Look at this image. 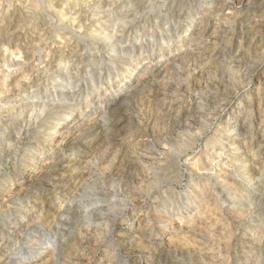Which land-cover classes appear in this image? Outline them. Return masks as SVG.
<instances>
[{
  "label": "clouds",
  "instance_id": "1",
  "mask_svg": "<svg viewBox=\"0 0 264 264\" xmlns=\"http://www.w3.org/2000/svg\"><path fill=\"white\" fill-rule=\"evenodd\" d=\"M188 6L184 0H149L146 7L156 20L163 17L167 28ZM193 6L191 22L200 29L196 43L209 55L201 52L187 68L177 65L187 74L173 81L176 88L163 103L134 113L113 111L98 90L71 78L57 84L60 95L47 102L31 99L35 88L12 97L0 94V151L19 150L34 160L54 151L57 165H69L58 168L44 189H23L31 196L6 229L0 226V264H162V253L176 252L178 245L170 240L176 209H167L163 183L182 163L183 153L170 147L175 137L185 127L203 131L209 122L216 124L215 113L234 105L240 125L243 118L250 129L258 120L264 132V0H193ZM181 23L176 20L177 28ZM221 24L228 27L219 35ZM218 66L230 69L226 80L214 74ZM44 103L47 109L41 111ZM102 109L103 115L93 117ZM9 197L19 202L18 193L0 187V207ZM231 251V264H264V219L250 224ZM203 252L193 250L188 264L196 256L195 264H204Z\"/></svg>",
  "mask_w": 264,
  "mask_h": 264
},
{
  "label": "rangeland",
  "instance_id": "2",
  "mask_svg": "<svg viewBox=\"0 0 264 264\" xmlns=\"http://www.w3.org/2000/svg\"><path fill=\"white\" fill-rule=\"evenodd\" d=\"M148 3L149 0H0V94L12 97L35 88L31 99L47 102L60 95L62 89L56 85L71 78L81 87L86 84L98 90L106 101L105 108L113 111L134 113L156 101L163 103L176 88L173 81L187 74L180 68H187L201 52L204 56L209 53L196 43L200 29L199 24L191 22L196 11L193 0H184L189 6L173 17L167 28L163 17L156 20L155 14L148 11ZM246 6L242 4V8ZM229 11L225 8L224 14ZM177 19L184 21L179 28ZM227 27L221 24L219 35ZM235 43L239 47L243 38ZM127 61L136 67L124 86L118 84V71L112 66ZM214 74L226 80L230 69L218 66ZM33 82L36 87L31 86ZM260 88L257 81V115ZM42 105L41 111H45L47 103ZM30 111L21 113L22 121L28 119ZM239 113L234 105L215 113L216 124L209 122L203 131L185 127L170 146L183 153L174 174L163 178L167 189L164 202L169 211L176 209L172 213L175 232L170 240L178 247L176 252L160 255L162 264H188L193 250L201 247L204 264H231L232 247L243 239L250 224L254 226L264 219V132L258 120L250 129L244 127L243 118L240 125ZM103 114L104 109L92 115ZM196 131L200 132L198 136L189 135ZM2 140L0 136V143ZM57 159L60 158L52 151L35 156L40 162L33 166L35 160L19 150L15 155L0 151V187L19 194V202L9 197L0 207V226L6 229L7 222L19 211V204L31 196L23 189L30 185L44 189L54 181L58 168L69 166L67 161L57 165ZM198 258L193 257L192 264Z\"/></svg>",
  "mask_w": 264,
  "mask_h": 264
},
{
  "label": "bare ground",
  "instance_id": "3",
  "mask_svg": "<svg viewBox=\"0 0 264 264\" xmlns=\"http://www.w3.org/2000/svg\"><path fill=\"white\" fill-rule=\"evenodd\" d=\"M184 12V11H183ZM116 24H118V23H116ZM115 24H113V26H114ZM115 27V26H114ZM197 27H199V26H197ZM113 28V27H112ZM133 32V31H132ZM119 33V32H118ZM184 33V32H183ZM111 37V36H110ZM185 38V37H184ZM187 38V37H186ZM192 38V37H191ZM109 41V40H108ZM95 60V59H94ZM113 63H114V61H113ZM122 66H123V68H122ZM113 67H116L117 68V71H118V84L119 83H121L120 85H122V84H124V86H126V84H127V80H128V76L130 75V77L133 75V73H134V69H135V67H136V65L135 64H132L131 62H121V64H118V65H114V66H112V68ZM111 68V67H110ZM115 75V74H114ZM23 77V76H22ZM66 77V76H65ZM130 79V78H129ZM37 81V80H36ZM35 81V82H36ZM39 81V80H38ZM114 81V80H113ZM116 81V80H115ZM35 82H33V84L31 85V86H33L34 85V83ZM85 82V81H84ZM39 83H40V81H39ZM118 84L116 85V87L118 86ZM35 86V85H34ZM36 87V86H35ZM39 87V86H38ZM115 87V88H116ZM30 88V87H29ZM119 91V90H118ZM43 98V97H42ZM47 99V98H49L48 96H44V99ZM52 98V97H51ZM56 99V98H55ZM41 101V100H40ZM22 107H23V105H22ZM42 107H43V105H42ZM46 107V106H45ZM44 110H45V108H44ZM240 131V130H239ZM258 157V156H257Z\"/></svg>",
  "mask_w": 264,
  "mask_h": 264
}]
</instances>
